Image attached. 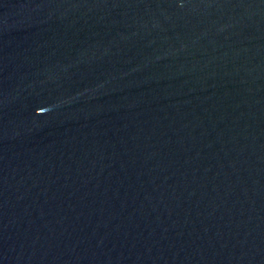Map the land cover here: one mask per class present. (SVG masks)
Listing matches in <instances>:
<instances>
[{
    "label": "water",
    "instance_id": "obj_1",
    "mask_svg": "<svg viewBox=\"0 0 264 264\" xmlns=\"http://www.w3.org/2000/svg\"><path fill=\"white\" fill-rule=\"evenodd\" d=\"M0 264H264V0H0Z\"/></svg>",
    "mask_w": 264,
    "mask_h": 264
}]
</instances>
